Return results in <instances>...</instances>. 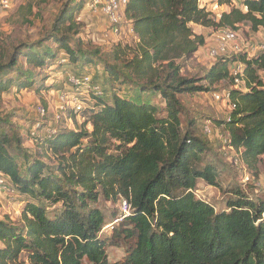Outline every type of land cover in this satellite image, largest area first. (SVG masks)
<instances>
[{
    "label": "trees",
    "instance_id": "trees-1",
    "mask_svg": "<svg viewBox=\"0 0 264 264\" xmlns=\"http://www.w3.org/2000/svg\"><path fill=\"white\" fill-rule=\"evenodd\" d=\"M217 1L239 6L216 20L198 7V0H127L123 19L128 24L123 25L131 28L133 37L127 36L133 45L114 48L115 60L123 55L124 73L107 66L109 76L136 86L134 96L113 95L107 104L103 88L102 98L91 94L78 128L24 137L14 131L10 117L0 116V173L36 202L25 203L19 225L0 221V264H264V201L254 202L237 190L228 210L216 211L193 193L198 180L217 187V173L211 165L196 166L203 146L190 131L183 133L180 96L227 91L234 108L217 124L226 132V146L250 170L264 155V52L217 58L202 77L182 71L181 62L192 59L205 42L192 26L237 32L247 24L264 35V0ZM86 4L67 3L55 18L45 37L55 51L39 42L15 46L0 57V94L13 85L18 91L33 85L31 73L19 70L20 56L32 72L53 61L88 70L98 51L82 48L84 24L74 15ZM235 63L243 66L240 89L231 74ZM12 71L18 75L8 79ZM68 118L77 123L75 114ZM193 125L188 121V127ZM26 139L54 164L30 162L20 149ZM15 156L25 160L23 169ZM100 194L120 197L130 209L107 240L98 237L105 219L92 207ZM57 205L61 209L50 217L47 208ZM120 242L126 255L111 263L105 248Z\"/></svg>",
    "mask_w": 264,
    "mask_h": 264
},
{
    "label": "rangeland",
    "instance_id": "rangeland-1",
    "mask_svg": "<svg viewBox=\"0 0 264 264\" xmlns=\"http://www.w3.org/2000/svg\"><path fill=\"white\" fill-rule=\"evenodd\" d=\"M79 2L80 0H11V9L0 16V57L5 58L15 46L28 47L39 42H43L44 46L55 51V44L47 40L49 37L47 39L45 37L50 34L52 24L64 5L67 3L75 5ZM228 6L223 7L225 13L231 6L238 7L239 4L237 1H232ZM79 11L77 9L74 15L84 24L79 36L84 43L82 48H92L94 51H98L97 56L91 55L93 62L88 70L82 71V67L78 68L79 64L73 62L71 64L67 62L68 65L62 66L59 64H66V62L53 61L50 62L49 68L37 69L32 72L31 68L25 64L24 58L20 56L18 59L19 70L23 73H31V78L28 81L32 79L33 85L22 91H18L13 85L8 92L0 94V116L10 117L14 124V131L18 132L20 136L27 137L31 133L30 135L42 138L69 131L73 126L79 127L82 122L81 118L79 119L80 116L75 115L77 123H74L68 118L72 116L73 112L62 113L58 104V95L70 88V79L75 73L78 76L87 73L94 83L98 82L99 86L106 91L104 100L107 104H111L113 95L127 99L134 96L136 86L124 83L121 77L115 80L113 76H109L107 66L113 65L123 72L122 64L119 62L123 59L121 57L123 55L118 56V60H115L114 48L117 44L120 45V49H124L125 45H133L131 38L127 36L126 25L122 24L121 26L120 38L111 36L104 40V36L109 30L107 19L99 14H92L87 4ZM192 31L196 35H203L205 42L192 59L181 62L182 71L189 77H202L217 59L210 57L208 51L217 47L219 33L212 28L196 26H192ZM237 35L238 43L243 44L241 53L238 55H243L247 49L259 46L262 42V36L257 32H252L247 24L240 25ZM231 56L233 54L229 51L224 57ZM57 57L59 60L60 53H57ZM129 57L130 54L127 52L126 58L129 59ZM17 75V71H12L9 73L8 79H15ZM261 77L264 78L263 75ZM213 93L215 92L179 97L184 107L181 116L183 133L187 130L190 131L203 146V151L198 154L196 166L211 165L217 173V187H210L205 182L198 180L193 193L197 199L209 204L216 211L228 210L227 203L236 199L235 192L237 190L243 191L254 202L264 201V155L260 158L255 170H250L240 162V154L226 146V132L217 124L227 120L231 108L224 102H215L212 99ZM64 95L68 97V102L79 98L84 102L85 107L91 103L92 95L86 94L82 90H78L76 93L68 91ZM153 101L157 105L161 103L159 98H154ZM39 108L44 111L43 117L36 113ZM56 116L60 118L58 121ZM188 121H193L194 125L188 127ZM207 122L212 131L210 137H206L202 133V125ZM26 140L20 149L25 152L30 162L39 160L46 165L54 164V161L48 158L49 156H43V151L34 140ZM15 158L19 162L20 168L23 169L25 160L17 156ZM6 185V189H0V221L6 220L19 225L25 203L36 202L20 195L9 184L6 183ZM92 207L97 209L105 219V226L98 237L107 240L112 233V228L121 222L120 218L124 215L127 206L120 197L106 198L100 194L98 201ZM60 209V205L50 206L47 208V213L53 217ZM105 251L109 262H119L126 255V245L123 242L108 243ZM21 260L25 259L22 257Z\"/></svg>",
    "mask_w": 264,
    "mask_h": 264
},
{
    "label": "built area",
    "instance_id": "built-area-1",
    "mask_svg": "<svg viewBox=\"0 0 264 264\" xmlns=\"http://www.w3.org/2000/svg\"><path fill=\"white\" fill-rule=\"evenodd\" d=\"M127 4V0H88L87 1V7L92 12V14L97 15L101 14L104 17H106L108 24H109V31L104 36V40L108 39L109 37H116L120 38L122 34L121 26L122 24H128L123 19V11ZM11 0H0V16L7 13L11 9ZM198 7L205 9L207 12L211 13V15L214 17V19L218 20L221 17V14L224 12L223 7L218 4L217 0H198ZM127 35L130 37L132 36V30L130 27L126 28ZM218 36H217V47L215 49L209 50L208 55L212 58H218L221 56H226V54L230 51L233 56L238 55L241 53V48L243 44L238 43V35L236 31H231L229 29H221L218 30ZM264 52V38L262 39V42L259 46H255L254 48L251 47L250 49H247V51L243 54L247 55V58H253L259 53ZM242 73H243V66L241 63H235L231 68V74L234 81V87L236 89H240L243 85L242 80ZM70 88L64 92H61L58 95V104L59 110H61L62 113L66 111H71L73 114H77L79 116V113L83 111L85 108L84 102L80 100L79 98L73 99L72 101L68 102V97L64 95L66 92H74L76 93L78 90L84 91L86 94H92L96 97L102 98L104 96V92L102 88L93 82V80L90 78V76L85 73L80 76H72L70 79ZM246 91V90H244ZM81 96V94H78ZM212 99L215 102H224L226 103L231 110L234 108V106L229 101V95L228 92H221V93H213ZM40 117L44 116L43 109H37L36 112ZM57 121L60 119L59 116H56ZM80 119V117H79ZM82 120V119H81ZM211 129L209 126V123L202 125V133L206 137L211 136ZM54 134V133H51ZM244 167V166H243ZM244 170L245 167H244ZM246 180H249V178H246ZM6 183L7 179L4 175L0 173V189H6ZM125 203V202H124ZM127 206L125 208L124 215L121 217L128 216L130 213L129 206L125 203ZM121 220V219H120Z\"/></svg>",
    "mask_w": 264,
    "mask_h": 264
},
{
    "label": "crops",
    "instance_id": "crops-1",
    "mask_svg": "<svg viewBox=\"0 0 264 264\" xmlns=\"http://www.w3.org/2000/svg\"><path fill=\"white\" fill-rule=\"evenodd\" d=\"M196 27H198V26H196ZM257 34L261 35L262 39L264 38L263 31L261 29L257 32Z\"/></svg>",
    "mask_w": 264,
    "mask_h": 264
}]
</instances>
